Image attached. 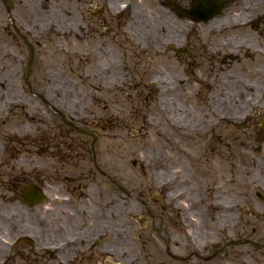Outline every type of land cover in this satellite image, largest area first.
Returning <instances> with one entry per match:
<instances>
[{"label":"flooded vegetation","instance_id":"obj_1","mask_svg":"<svg viewBox=\"0 0 264 264\" xmlns=\"http://www.w3.org/2000/svg\"><path fill=\"white\" fill-rule=\"evenodd\" d=\"M7 3L0 264H264L256 228H237L264 216V0ZM153 141L186 174L156 181Z\"/></svg>","mask_w":264,"mask_h":264},{"label":"rangeland","instance_id":"obj_2","mask_svg":"<svg viewBox=\"0 0 264 264\" xmlns=\"http://www.w3.org/2000/svg\"><path fill=\"white\" fill-rule=\"evenodd\" d=\"M60 2H61V0H18V4L20 5V8L22 9V11H21V9L19 8L20 13H26L25 12L26 8H27L26 4H28L29 7H31V5L33 4L35 7L34 13L36 15L44 13V10H41L42 9L41 5H45V4L46 5L49 4V7H50L49 10H46L47 13L50 12V14H52V13L58 12L57 8H58V5H60ZM2 9H3L2 13H6L3 5H2ZM30 14H32V12ZM158 113H159V111H158ZM151 143H153V147L150 149H147L144 153V155L147 159L145 167L149 173L156 175V181H158V178L165 180L167 177H169L172 174V171H173L172 169L170 171L166 170V168H169V167L170 168L171 167L172 168L178 167L180 175L186 174L188 164H186V160L184 158H176L174 156V154L172 153V150L170 148L166 152H160V149H159V148H161L160 143L154 142V141ZM154 143H156V144H154ZM149 147H151V146H149ZM161 149H163V148H161ZM160 153H162V154L166 153V154H168V156H171V157H169L170 159L168 158L166 161L162 162L164 164V167H165L163 169H158V161H157V163L150 162L153 158L158 159V155ZM181 170L183 172H181ZM136 173H138L137 168L131 167V169H130L131 177L133 176V174H136ZM180 175H178V176H180ZM178 176H177L178 180L174 179V181L168 182V185H169L170 190H171V194L173 197L172 200H173L174 205L181 207V208L183 207L184 210L186 211V210H188L187 206H191V205H193V203L189 199L190 196L188 197L187 178H184L183 180H181V177H178ZM156 191H158V189H156ZM245 193L247 194V197L243 198L244 199L243 203H245V201H249V199L251 201V198H253L251 196V191L248 188H244V194ZM253 200H254V198H253ZM175 201L177 203H175ZM131 204H133V203H131ZM200 211H202V209H200ZM195 215L199 217V215H197L196 212H195ZM224 217L227 221V225L231 226V222H229L231 217L228 216L227 214H224ZM232 217H233V219L235 217L233 213H232ZM187 220L188 219L185 218V221H187ZM195 222H196V220H195ZM231 227H233L234 229L236 228L235 225H233ZM252 227L256 228V230H257L256 233H258V234L256 235L255 233H253L254 235L250 236V237L257 238L258 241L264 240V216L262 214L260 216V214L251 213L250 210L244 211L242 213V224L239 227L237 226V228H242L243 232H250ZM195 228L198 229V234H199L197 236V238H198L197 241H200L201 238L203 237V235H202L203 232H202L200 227L196 226ZM158 247H159L158 256H160L159 258L167 257V255L165 253L164 244L158 243ZM182 251H184V250L182 249ZM252 253H257L259 255V259H263V261H264V257L260 256L261 254H264V248H261L258 251L252 250Z\"/></svg>","mask_w":264,"mask_h":264},{"label":"water","instance_id":"obj_3","mask_svg":"<svg viewBox=\"0 0 264 264\" xmlns=\"http://www.w3.org/2000/svg\"><path fill=\"white\" fill-rule=\"evenodd\" d=\"M3 1H4L6 4H8V3H7V0H3Z\"/></svg>","mask_w":264,"mask_h":264}]
</instances>
